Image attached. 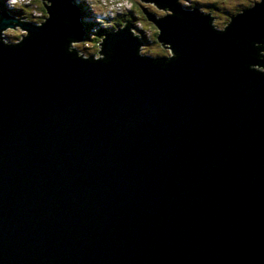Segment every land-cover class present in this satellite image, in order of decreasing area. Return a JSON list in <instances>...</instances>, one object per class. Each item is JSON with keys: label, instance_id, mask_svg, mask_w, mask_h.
Masks as SVG:
<instances>
[{"label": "water", "instance_id": "obj_1", "mask_svg": "<svg viewBox=\"0 0 264 264\" xmlns=\"http://www.w3.org/2000/svg\"><path fill=\"white\" fill-rule=\"evenodd\" d=\"M140 1L169 61L132 22L84 60L76 0L0 41V264H264V0L220 33Z\"/></svg>", "mask_w": 264, "mask_h": 264}, {"label": "trees", "instance_id": "obj_2", "mask_svg": "<svg viewBox=\"0 0 264 264\" xmlns=\"http://www.w3.org/2000/svg\"><path fill=\"white\" fill-rule=\"evenodd\" d=\"M41 1V0H40ZM45 1V0H44ZM44 1H41V5L36 3V0H32L31 3L23 6H17L15 10H9L5 4V0H0V13L4 11L14 18L17 17L16 22L20 24H39L44 23V20L47 18L46 10L43 7ZM83 4L80 0H76ZM143 2V1H142ZM257 0H249V3L244 2H237L234 6L228 5L227 0H191L189 4H181L180 0H177V3L184 9V10H191L195 9L194 6L197 7V12L203 13L202 15L208 14V16L212 17L210 20V26L220 33L221 31L225 30V27L231 21V17H235L237 14L243 13L244 10L251 8L252 6L257 3ZM137 8H130V10H123L121 13L115 14L113 17L109 18L105 15V13L101 10L91 8L93 16L97 17L86 22L82 25L81 32H82V45H83V54L86 56L83 57L84 60L87 61H98L100 59L103 60L105 49H104V37L105 34L113 29L118 28H127L130 22L133 23L134 27L140 23L141 28H138V35L142 40L150 58L159 60V61H169L171 58L175 56V51L172 49L171 45H168L164 42H160L158 40L159 30L155 27L154 21L163 18L164 16L173 15L175 12L172 10L156 6L147 2L139 3L135 0ZM190 3H193L190 4ZM199 5H206L205 8ZM186 6V7H185ZM201 7V8H200ZM158 8V9H157ZM161 9V10H160ZM164 10L165 12H162ZM169 10L170 12H168ZM237 12V13H236ZM240 12V13H239ZM37 13H40V16H36ZM172 13V14H170ZM162 14V15H161ZM148 16H151L154 21L149 19ZM102 18V19H100ZM214 18H218L221 20L220 22H215ZM107 21V22H106ZM116 21V22H115ZM142 21H148L151 26L148 29L144 27ZM108 24V25H105ZM21 27V26H20ZM25 31V29H23ZM152 31L150 35H147L146 32ZM27 33V31H25ZM25 35L16 36V35H9L8 42L17 43L21 41V37ZM20 39V40H19ZM19 40L18 42H16ZM0 41L4 42L3 39ZM159 46L155 51L148 49L149 45H156ZM264 45V43L256 42L253 46ZM168 48V49H166ZM97 53L98 56H95ZM258 53L262 56L258 58L262 59L264 55V51L260 50ZM252 69V67H250ZM254 71L257 69L253 68ZM264 70V67H263ZM260 71V70H257Z\"/></svg>", "mask_w": 264, "mask_h": 264}, {"label": "clouds", "instance_id": "obj_3", "mask_svg": "<svg viewBox=\"0 0 264 264\" xmlns=\"http://www.w3.org/2000/svg\"><path fill=\"white\" fill-rule=\"evenodd\" d=\"M32 0H5V4L9 10H15L17 6H23L24 4L31 3ZM187 0H180L181 4H186ZM86 4H90L93 7H96L97 0H86ZM127 7L126 0H121L120 3H114L109 7V12L111 15H115L117 11H123ZM17 17L15 16L12 21H10V26L4 27L0 29V35H3L5 37L4 43H2L6 47H10L7 45V37L8 35H27V33L20 27L18 23H16ZM4 17L2 14H0V23H3ZM15 24V27H14ZM22 43L18 42V45H21Z\"/></svg>", "mask_w": 264, "mask_h": 264}, {"label": "rangeland", "instance_id": "obj_4", "mask_svg": "<svg viewBox=\"0 0 264 264\" xmlns=\"http://www.w3.org/2000/svg\"><path fill=\"white\" fill-rule=\"evenodd\" d=\"M134 1V0H133ZM258 2L260 1V0H257ZM81 2H83V4H80V2H78L79 3V5H80V18H81V28H82V25H84L86 22H88V21H90V20H92V19H95V18H97V17H95V16H93L94 14H92V11H91V6H90V4H86V1H81ZM237 2H244V3H249V0H227V4L228 5H231V6H234L235 5V3H237ZM36 3L38 4V5H41V1L40 0H36ZM141 3H143V2H141ZM186 4H189V2H186ZM190 4H192L193 5V3H190ZM97 5H98V7L96 6L95 8L97 9V10H101V11H103L104 13H105V15L106 16H108L109 18H111V17H113V15H111V14H109L108 12H107V7L105 6V5H100L99 3H97ZM199 6H203V5H199ZM194 7H198V6H194ZM203 7H205V8H209V7H206V5H204ZM105 8H107V9H105ZM134 8H137V6L135 5V3H134ZM201 8V7H200ZM129 9V8H128ZM128 9H126V10H128ZM158 9V8H157ZM161 10V9H160ZM94 12H96L95 10H94ZM162 12H165L164 10H162ZM168 12H170L169 10H168ZM38 16H40V15H38ZM83 18V19H82ZM100 19H102V18H100ZM85 20V21H84ZM214 21L215 22H220L221 20H219L218 18H214ZM107 22V21H106ZM142 23L144 24V27H146V29H148L149 28V26H151L150 25V23L148 22V21H142ZM26 24H22L21 26V28L22 29H25V26ZM105 25H108V24H105ZM140 25L138 24L137 26H135V29H136V31H137V33H138V28H141V27H139ZM150 33H153L152 31H150L149 30V32L147 31L146 32V34L147 35H150ZM10 35H12V34H10ZM9 36V35H8ZM1 39H3L4 41H5V37L4 36H1ZM20 39H22V37L20 38ZM19 39V40H20ZM7 40H8V38H7ZM19 40H17L16 42H18ZM8 42V41H7ZM150 47L148 48V49H150V50H156L159 46H157V44L156 45H149ZM166 49H168V48H166ZM169 50V49H168ZM86 55L85 54H83V57H85ZM255 69H257V70H260L259 72H261V73H263L264 72V70H263V67L261 66V65H256L255 66ZM256 70V71H257Z\"/></svg>", "mask_w": 264, "mask_h": 264}, {"label": "built area", "instance_id": "obj_5", "mask_svg": "<svg viewBox=\"0 0 264 264\" xmlns=\"http://www.w3.org/2000/svg\"><path fill=\"white\" fill-rule=\"evenodd\" d=\"M80 1H86V0H80ZM121 2V0H97V3H99L100 5H105L107 8H105V9H107V12L110 14V12H109V7L111 6V5H113L114 3H120ZM126 4H127V7L124 9V11L126 10V9H128L129 7H130V1L129 0H126ZM24 5H27V4H24ZM94 10L96 9L95 7H93L92 5H90ZM97 7H98V5H96ZM122 11H117L116 12V14L117 13H121ZM38 15H40V13H37L36 14V16H38ZM45 21V20H44ZM22 24H20V26H21ZM22 27V26H21ZM95 56H98L97 55V53L95 54Z\"/></svg>", "mask_w": 264, "mask_h": 264}, {"label": "flooded vegetation", "instance_id": "obj_6", "mask_svg": "<svg viewBox=\"0 0 264 264\" xmlns=\"http://www.w3.org/2000/svg\"><path fill=\"white\" fill-rule=\"evenodd\" d=\"M130 1V7H129V9L128 10H130V8H134V3H135V0L133 1V0H129ZM139 3H141L142 1H140V0H137ZM191 0H187V2H190ZM143 4V3H142ZM135 5H136V3H135ZM186 7V6H185ZM196 10H197V7H194ZM116 22V21H115ZM139 25H140V23H139ZM23 39V38H22ZM264 56V55H263Z\"/></svg>", "mask_w": 264, "mask_h": 264}, {"label": "bare ground", "instance_id": "obj_7", "mask_svg": "<svg viewBox=\"0 0 264 264\" xmlns=\"http://www.w3.org/2000/svg\"><path fill=\"white\" fill-rule=\"evenodd\" d=\"M260 1H261V0H260ZM20 7H21V6H20ZM167 11H168V10H167ZM236 13H237V12H236ZM239 13H240V12H239ZM161 15H162V14H161ZM82 19H83V18H82ZM84 21H85V20H84ZM255 66H256V64H254V65H253V64H250V65H249V68L252 67V69H253V68H255ZM250 69H251V68H250Z\"/></svg>", "mask_w": 264, "mask_h": 264}]
</instances>
